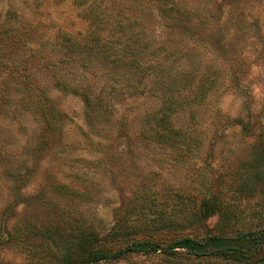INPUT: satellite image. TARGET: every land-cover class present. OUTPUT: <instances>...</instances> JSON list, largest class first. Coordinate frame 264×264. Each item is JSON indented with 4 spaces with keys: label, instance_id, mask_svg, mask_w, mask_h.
<instances>
[{
    "label": "rangeland",
    "instance_id": "374dc122",
    "mask_svg": "<svg viewBox=\"0 0 264 264\" xmlns=\"http://www.w3.org/2000/svg\"><path fill=\"white\" fill-rule=\"evenodd\" d=\"M222 1L212 9L220 30L195 49L191 41L162 33L149 2L0 0V33H19L17 44L0 49V83L19 71L13 79L32 82L66 115L52 128L38 114L21 111L16 93L0 90V264H60L64 249L42 238L41 228L67 240L76 230L103 237L122 225L123 234L100 242L112 250L134 240L165 245L179 237L199 239L215 232L218 216L201 219L191 211L212 196L227 215L229 232L264 227V0ZM167 3L207 6V0ZM84 39L97 46L87 53L71 46ZM162 44L167 53L180 45L188 52L176 62L168 58L164 70L187 64L213 71L220 91L237 85L212 97L225 116L221 123L199 108L205 138L185 165L179 150L143 139L145 115L160 102L154 67ZM59 83L89 87L93 109ZM60 185L76 194L59 193ZM67 248L76 252L73 243ZM97 264L245 263L128 252Z\"/></svg>",
    "mask_w": 264,
    "mask_h": 264
},
{
    "label": "trees",
    "instance_id": "16d2710c",
    "mask_svg": "<svg viewBox=\"0 0 264 264\" xmlns=\"http://www.w3.org/2000/svg\"><path fill=\"white\" fill-rule=\"evenodd\" d=\"M88 1L74 0V3L82 6ZM138 1H142L143 3L149 2L148 4L155 9L158 18L161 19L159 24L162 33L170 37L180 36L188 42L191 41L194 43L195 49L205 47L203 46L205 44L203 37L220 30V28L217 29V22L214 21L215 12L213 13L212 9L214 5H220L223 2L222 0H207V6L200 9L184 7V5L177 3H167V0ZM225 1H229L230 5L239 3V0ZM212 20L213 23H211ZM14 32L0 33V49L17 44L19 33ZM224 37V35H221L216 44H223L221 41ZM96 44L92 43L91 45L94 46L91 47L88 39L82 40L80 44L71 42V46L82 48L86 53L97 46ZM162 45L159 51L161 55L159 60L156 61L158 66L154 67V75L158 80L156 84H158L157 90H159L158 96L160 102L156 109H152L145 115L147 132L144 133L143 139L147 143H155L169 149L179 150L178 161L185 165L188 157L187 154L191 150L198 148L205 138V131L202 129L198 117L199 108L204 107L205 112H211L216 122L221 123V120L225 116L220 113L218 108L214 107L212 97L222 95L226 90L236 88L237 85L235 83L226 85L220 91L221 87L217 86V77L213 71L186 68L187 64H179L173 73H170L172 70H164L168 58L172 57L171 60L176 62L180 58H187L185 53L188 52L182 51V45H180L178 48L172 49L170 53H167V48L164 44ZM192 54L196 57V55L199 56L200 52L195 50ZM222 55L224 60H230L235 63L233 54L223 52ZM157 67H160V72L156 69ZM16 76H21V73L11 70L6 78L7 80L0 83V87L2 84L0 90L7 92V95L16 93L22 102L20 103L21 111L38 114L52 128L55 120L60 121L61 118L66 116L55 106L50 97L44 95L42 89L37 88L36 85H32L33 83L29 80L13 79ZM58 86L61 91L79 97L87 109H93L94 99L89 94V87H71L68 83H59ZM181 117H185V119ZM99 144V142L96 143V145ZM57 189L61 194H76V192L71 191L65 185H60ZM182 205L184 207V203ZM191 212V217L196 216V218L201 219L217 215L218 220L215 225V232H212V230V233L205 234L199 239L179 237L165 245H159L152 239L134 240L123 249L117 250L106 248L100 242L104 239L110 240L114 238L113 236L123 234L125 230L122 225H117L118 227H114L112 232L103 237L98 236L92 231L82 229L76 230L74 235L67 237V240L60 232L50 228H41L39 234L45 240L53 241L56 247L64 249L60 264L110 262L119 259L124 253L128 252L145 254L159 252L172 257L179 252H184L186 255L194 258H215L245 264H256L264 261V227L247 231L229 232L228 228L225 229L227 227V221H225L227 215H223L225 213L221 210V204L217 200V197L215 198L214 196L206 197L201 203L199 210H192ZM163 226H167L168 228L171 226V223H166ZM70 243H73L76 249V252L73 254H70V250L67 248Z\"/></svg>",
    "mask_w": 264,
    "mask_h": 264
}]
</instances>
